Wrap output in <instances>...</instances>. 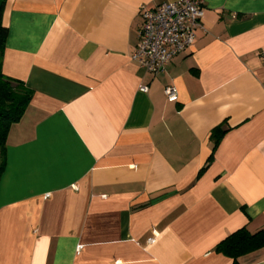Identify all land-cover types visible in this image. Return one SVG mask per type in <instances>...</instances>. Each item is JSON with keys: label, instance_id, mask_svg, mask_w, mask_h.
Wrapping results in <instances>:
<instances>
[{"label": "crops", "instance_id": "crops-1", "mask_svg": "<svg viewBox=\"0 0 264 264\" xmlns=\"http://www.w3.org/2000/svg\"><path fill=\"white\" fill-rule=\"evenodd\" d=\"M174 1L6 0L1 71L32 99L6 138L0 264H232L216 246L264 229V0H202L155 76L131 59L140 13Z\"/></svg>", "mask_w": 264, "mask_h": 264}, {"label": "built area", "instance_id": "built-area-1", "mask_svg": "<svg viewBox=\"0 0 264 264\" xmlns=\"http://www.w3.org/2000/svg\"><path fill=\"white\" fill-rule=\"evenodd\" d=\"M203 15L202 0H175L142 10L139 42L132 61L157 76L173 57L191 46ZM140 91L146 92L147 88L141 87ZM164 95L170 103L178 99L173 87H166Z\"/></svg>", "mask_w": 264, "mask_h": 264}, {"label": "trees", "instance_id": "trees-1", "mask_svg": "<svg viewBox=\"0 0 264 264\" xmlns=\"http://www.w3.org/2000/svg\"><path fill=\"white\" fill-rule=\"evenodd\" d=\"M5 2L6 0H0V178L5 167L6 138L9 130L22 118L32 99V92L24 83L6 77L1 71L8 38V28L2 24ZM215 134L217 144L220 134ZM263 247L264 229L252 234L247 228H242L226 237L215 249L230 258L232 264H238L239 257Z\"/></svg>", "mask_w": 264, "mask_h": 264}]
</instances>
